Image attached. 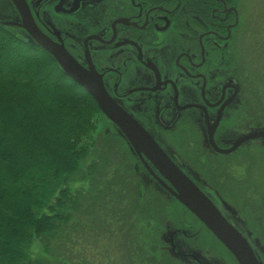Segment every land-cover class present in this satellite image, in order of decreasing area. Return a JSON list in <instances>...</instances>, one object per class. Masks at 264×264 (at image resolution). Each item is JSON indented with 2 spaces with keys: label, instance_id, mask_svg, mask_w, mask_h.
Segmentation results:
<instances>
[{
  "label": "flooded vegetation",
  "instance_id": "af4514ba",
  "mask_svg": "<svg viewBox=\"0 0 264 264\" xmlns=\"http://www.w3.org/2000/svg\"><path fill=\"white\" fill-rule=\"evenodd\" d=\"M248 5L0 0V26L26 37L34 25L63 46L152 139L137 148L104 116L132 158L160 264H264V37ZM189 193L217 213L219 233L182 201Z\"/></svg>",
  "mask_w": 264,
  "mask_h": 264
},
{
  "label": "trees",
  "instance_id": "16d2710c",
  "mask_svg": "<svg viewBox=\"0 0 264 264\" xmlns=\"http://www.w3.org/2000/svg\"><path fill=\"white\" fill-rule=\"evenodd\" d=\"M103 117L51 53L0 26V264H160L127 147L106 131L96 145Z\"/></svg>",
  "mask_w": 264,
  "mask_h": 264
},
{
  "label": "water",
  "instance_id": "95a60500",
  "mask_svg": "<svg viewBox=\"0 0 264 264\" xmlns=\"http://www.w3.org/2000/svg\"><path fill=\"white\" fill-rule=\"evenodd\" d=\"M25 15V14H24ZM30 32L26 36V40L32 44L39 45L46 49L57 64L73 80L79 83L85 90L95 99L101 113L111 119L117 127V134L133 144L137 148H142V145L152 146V139L143 131L137 121L117 106L112 98L106 92L102 80L96 73L90 72L83 68L68 52L67 50L52 41L40 29L34 25L26 26ZM182 201L189 206L199 217H201L215 232L217 231L218 216L211 211L205 212L206 206L203 202V197L200 193H189L188 196H181ZM226 243L230 242L225 238ZM246 257L249 259L248 255ZM245 258V255H244ZM250 258L254 261L253 256Z\"/></svg>",
  "mask_w": 264,
  "mask_h": 264
},
{
  "label": "rangeland",
  "instance_id": "374dc122",
  "mask_svg": "<svg viewBox=\"0 0 264 264\" xmlns=\"http://www.w3.org/2000/svg\"><path fill=\"white\" fill-rule=\"evenodd\" d=\"M248 11H252L254 15V22L256 25V28L259 29L261 28V36L264 37V0H249V5H248ZM107 128V123L104 119V117L101 119L99 131L96 135V145L99 146L100 149H107L108 147H111V143H107L105 145V140L104 139V133ZM104 140V141H103ZM103 141V143H102ZM108 151V150H107ZM80 184L74 185L72 188L79 186ZM81 185H83L81 183ZM33 255L34 257H43L45 256V252L40 244L39 241H35L33 244ZM167 255V254H166ZM166 264H170V262H167Z\"/></svg>",
  "mask_w": 264,
  "mask_h": 264
}]
</instances>
